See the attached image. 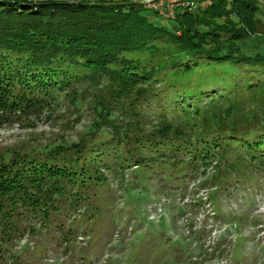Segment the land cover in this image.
I'll use <instances>...</instances> for the list:
<instances>
[{
    "label": "trees",
    "instance_id": "1",
    "mask_svg": "<svg viewBox=\"0 0 264 264\" xmlns=\"http://www.w3.org/2000/svg\"><path fill=\"white\" fill-rule=\"evenodd\" d=\"M130 1L0 0V114L62 93L78 105V90L98 92L86 137L5 159L3 242L14 231L3 223L20 208L55 230L66 229L79 205L94 220L114 210L120 185L110 179L122 180L132 164L140 179L163 173L178 188L214 161V201L236 187L250 192L253 180L264 185V53L242 48L257 31L261 4L189 0L168 27L147 4L113 5ZM116 105L131 110L126 123ZM124 188V196L136 191Z\"/></svg>",
    "mask_w": 264,
    "mask_h": 264
},
{
    "label": "rangeland",
    "instance_id": "2",
    "mask_svg": "<svg viewBox=\"0 0 264 264\" xmlns=\"http://www.w3.org/2000/svg\"><path fill=\"white\" fill-rule=\"evenodd\" d=\"M137 1L156 9L148 12L156 23L170 27L175 23L174 10L187 6L189 0ZM255 1L261 4L260 23L242 44L248 55L264 53V0ZM158 11L172 20L157 15ZM95 91V86L78 90V105L71 93H62L21 114L17 109L1 113L0 170L5 159L18 158V152L24 156L86 137L96 120ZM121 105L115 106V114L126 123L131 110ZM133 165L122 180L114 182L111 177L112 188L120 185L114 210L95 220L79 205L66 218V229L55 230L46 228L43 219L28 220L22 208L18 215L10 211L3 226L14 231L5 237L10 243L0 240V264H174L170 261L175 257L178 264H264V195L253 198L264 192L260 181L253 180L250 192L236 187L214 201L220 170L214 161L178 188L168 185L163 173L140 179ZM128 185L136 191L124 196L121 191ZM174 247L181 251L175 248V253Z\"/></svg>",
    "mask_w": 264,
    "mask_h": 264
},
{
    "label": "water",
    "instance_id": "3",
    "mask_svg": "<svg viewBox=\"0 0 264 264\" xmlns=\"http://www.w3.org/2000/svg\"><path fill=\"white\" fill-rule=\"evenodd\" d=\"M142 4L139 1H130V2H121V3H115L113 5H139Z\"/></svg>",
    "mask_w": 264,
    "mask_h": 264
}]
</instances>
